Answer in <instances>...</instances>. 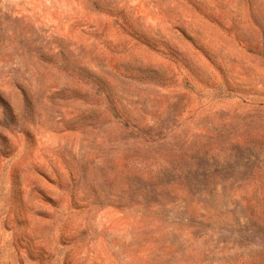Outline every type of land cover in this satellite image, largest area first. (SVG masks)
Here are the masks:
<instances>
[{
  "label": "rangeland",
  "instance_id": "1",
  "mask_svg": "<svg viewBox=\"0 0 264 264\" xmlns=\"http://www.w3.org/2000/svg\"><path fill=\"white\" fill-rule=\"evenodd\" d=\"M0 264H264V0H0Z\"/></svg>",
  "mask_w": 264,
  "mask_h": 264
}]
</instances>
